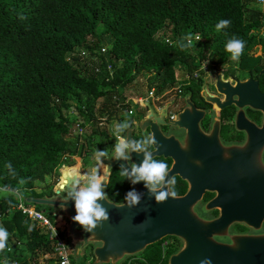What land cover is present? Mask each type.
Wrapping results in <instances>:
<instances>
[{
  "label": "trees",
  "instance_id": "trees-1",
  "mask_svg": "<svg viewBox=\"0 0 264 264\" xmlns=\"http://www.w3.org/2000/svg\"><path fill=\"white\" fill-rule=\"evenodd\" d=\"M256 2L0 0V187L19 186L24 198L51 195L52 191L37 194L36 182L56 172L63 159L88 154L84 143L75 148L68 143L69 120L61 110L71 101L77 102L79 113L89 121L100 99L101 115L111 117L118 112L124 98L117 89L142 72L151 73L148 91L161 94L206 63L213 68L222 63L241 69L259 67V58L251 52L262 45L264 12L252 5ZM221 19L231 24L217 31ZM188 36L202 40L197 53L181 46ZM233 36L245 41L238 60L225 51ZM105 41L111 46L102 52ZM81 55L87 57L89 68L81 67ZM108 63L113 68L111 78L101 74ZM90 128L92 133L105 135ZM86 142L91 144V139ZM119 172L117 166L107 187L115 202L123 201L129 191ZM20 179L26 183L19 185ZM18 205L17 197L0 193V227L9 233L0 264H27L40 255L52 256L51 240L17 210ZM176 249L169 246L164 251L159 242L131 259V264H166ZM43 264L58 263L50 258Z\"/></svg>",
  "mask_w": 264,
  "mask_h": 264
},
{
  "label": "flooded vegetation",
  "instance_id": "flooded-vegetation-1",
  "mask_svg": "<svg viewBox=\"0 0 264 264\" xmlns=\"http://www.w3.org/2000/svg\"><path fill=\"white\" fill-rule=\"evenodd\" d=\"M251 55L259 58L258 69H241L237 64L229 63L225 68L204 64L198 71L180 77L163 93L155 94L154 91L151 97L124 99V106L120 108L121 122L127 120L131 125L123 135L130 131L128 138L140 139L154 134L162 145L157 152L153 146V155L167 163L169 177H174L176 182L174 186L165 187L174 190L176 197H183L192 188L201 186L202 203L220 202L211 209L213 217L250 216L253 224L232 225V231L236 233L252 231L249 225L257 224L259 219L264 231V213L258 206H248L247 211L245 204H240L245 202L241 200L240 185L245 174L253 169L256 151L264 164V139H255L256 134L250 130L253 125L261 126L263 114L249 106L241 107L236 90L238 81L250 79L256 81L260 92L264 93V30L262 45L255 46ZM115 114L107 115L105 121ZM100 138L104 142L84 144L86 156L94 159L97 165L94 150H107L109 154L115 143L113 134L100 135ZM131 164L130 160L124 161L126 167ZM198 190L201 192L200 188ZM161 242L167 243L168 247L180 245L175 238Z\"/></svg>",
  "mask_w": 264,
  "mask_h": 264
},
{
  "label": "water",
  "instance_id": "water-1",
  "mask_svg": "<svg viewBox=\"0 0 264 264\" xmlns=\"http://www.w3.org/2000/svg\"><path fill=\"white\" fill-rule=\"evenodd\" d=\"M262 24L264 27V17ZM217 77L219 80L220 76ZM236 90L241 107L249 106L252 110L262 112L261 126L253 125L250 130L256 134L255 139H264V93L260 92L257 82L250 79L238 81ZM129 135L130 131L125 136ZM140 155L142 153H131L129 160L139 165L143 159ZM104 159L103 164L96 161L104 167L100 179L107 194L112 170L115 166L124 165V160H116L113 150ZM73 168L74 165L61 166V180L51 195L27 196L25 201L43 207V211L48 208L50 215L66 224L63 237L72 250L75 264L84 261L88 248L91 250L92 264H125L141 257L148 246L167 238H175L180 245L169 255L166 264H200L205 258H209L211 264H264V231L259 224L261 219L257 224L249 225L252 228L250 232H233L234 223L253 224L250 216L213 217L211 209L220 202L202 203L201 186L192 188L183 197H169L165 202L157 203L154 195H150L144 187L143 181L133 183L128 179L130 191L135 190L141 195L139 203L130 207L126 200L115 202L107 194V200L99 203L107 209L108 219L98 222V227L91 232L84 231L72 220L76 214L73 202L62 199L64 189L85 175L80 166L77 173L72 171ZM240 191L241 200L245 201L240 204H245L247 211L248 206H258L259 211L264 213V164L258 151L253 169L242 179Z\"/></svg>",
  "mask_w": 264,
  "mask_h": 264
},
{
  "label": "clouds",
  "instance_id": "clouds-1",
  "mask_svg": "<svg viewBox=\"0 0 264 264\" xmlns=\"http://www.w3.org/2000/svg\"><path fill=\"white\" fill-rule=\"evenodd\" d=\"M231 24L230 20L221 19L216 24V30L220 31ZM189 44L191 39L188 38ZM184 47L185 45H181ZM245 41L233 36L225 44V51L230 54L232 60H238L243 54ZM131 127L130 123L125 120L116 123L113 126V135L115 143L112 146L114 158L116 160L128 161L131 153H142L143 159L139 165L131 164L130 167L121 165L120 176L132 180L133 183L144 182V187L149 190L150 195H154L157 203L165 202L169 197H175L174 190H168L165 185H175L174 177H169L168 165L163 160L154 157L152 148L159 151L162 145L156 140L155 135H148L140 139L128 138L123 133ZM108 156L107 150H94V157L102 163ZM199 165V161H196ZM103 164V163H102ZM5 167L10 168L11 164ZM109 167V166H107ZM19 185L26 183L20 179ZM0 193L22 198V191L19 186L13 187L5 185L0 187ZM107 194L104 191V185L99 175L93 171L91 174L81 175L80 178L70 187L64 189L62 199L67 202L71 200L74 204L75 215L72 217L74 223H77L86 232H91L98 227V222L108 219L107 209L99 201L107 200ZM141 195L135 190L129 191L125 195L127 204L131 207L139 203ZM9 239L8 231L0 227V251L7 247ZM200 264H211L209 258L202 259Z\"/></svg>",
  "mask_w": 264,
  "mask_h": 264
},
{
  "label": "rangeland",
  "instance_id": "rangeland-1",
  "mask_svg": "<svg viewBox=\"0 0 264 264\" xmlns=\"http://www.w3.org/2000/svg\"><path fill=\"white\" fill-rule=\"evenodd\" d=\"M252 5L254 7L262 9L261 5L258 3V0L256 3H253ZM188 38L191 39L190 44H189ZM201 42H202V40L200 38L198 40V38H196V37L188 36L185 40V46H186V48H188V50H193L194 53H197V51L199 50V48L201 46ZM110 46H111V44H108L105 41L103 44L104 51L102 50V52H105V50L109 49ZM82 57L83 58L81 60V67L84 69L89 68L91 66V64L89 63V61H87V57H85L84 55ZM207 65H209V64L206 63V66ZM226 65H227L226 63L218 64L217 67H224L225 68ZM244 67H247V65ZM196 71H198V69ZM150 75H151V73H149V72H142L136 79H134L133 82H131L130 84L126 85L123 88H118L117 92L126 100L130 99V98L136 99V98L146 97L148 95V92H149L147 89L148 88L147 87V78ZM243 75H244V73H243ZM102 100L103 99H100L96 103L94 114H93L94 119L89 120V121L87 120V118L83 117L79 113L78 104L75 101H71L69 106L66 109L61 110V114L65 117H67V119L69 120L70 135L68 136V143L72 148H75L77 144L79 146L83 143L86 145L87 144L86 141L89 138L91 139L92 144H95V143L99 144L103 141V138H100V135H98V133L97 134L92 133V130L90 128L91 126H93L98 131H104L106 135H110V134H113V126L116 123H121V117H122L123 113L120 110L109 121H105V119L103 118V115L99 114L98 107L102 103ZM80 159L81 158L78 156H75L72 159H69V158L63 159L61 166L62 165H74V168L72 171L75 173H77V169L80 166L85 175L91 174V173H93V171H95L99 175V177L102 176L104 167L98 166L94 159L90 158L89 156H85L81 163H80ZM72 160L75 161L74 164H73ZM60 171H61V167L56 172H54L53 174L47 175L43 181L36 182L35 192L37 194L49 193L50 191L53 192L55 186L57 184H59V182H60ZM27 196H29V195H27ZM26 206H32L38 210H45L43 207L38 206V205L26 204ZM48 210L49 209L46 208V211H44V213L50 219H53L54 216L50 215ZM12 240L15 241L16 239L13 238ZM17 246H19L20 248H24L23 245H17ZM14 249H15V246L13 248H11L8 252L12 253L14 251ZM90 251H91L90 248H88L86 250V257L84 259L85 262H83L84 264H88L90 261H92V263H93V259L91 257ZM28 258H29V256H28ZM50 258H53V257L49 256V255H44V256L40 255V256L36 257V262H33L32 260L29 259L27 264H43V263H46L47 261H49ZM72 261H73V259H72Z\"/></svg>",
  "mask_w": 264,
  "mask_h": 264
},
{
  "label": "built area",
  "instance_id": "built-area-1",
  "mask_svg": "<svg viewBox=\"0 0 264 264\" xmlns=\"http://www.w3.org/2000/svg\"><path fill=\"white\" fill-rule=\"evenodd\" d=\"M258 3L262 7V11L264 12V0H258ZM168 42V40H166ZM97 73H101L100 70L96 69ZM106 77H112L113 68L111 65L106 66V72L101 73ZM154 93V89H151L148 92V96L151 97ZM103 118L106 120L108 117L104 115ZM19 205L17 206V210L21 211V213L31 219L32 222L36 223L44 234L47 235L48 239L51 240L53 246L52 257L58 264H71L72 261V250L67 243V241L63 237L65 223L58 218L54 217L50 219L43 210L35 209L32 206H26V201L24 197L18 198ZM162 247L164 251L168 248L167 243H162ZM133 260L127 262V264H131Z\"/></svg>",
  "mask_w": 264,
  "mask_h": 264
},
{
  "label": "bare ground",
  "instance_id": "bare-ground-1",
  "mask_svg": "<svg viewBox=\"0 0 264 264\" xmlns=\"http://www.w3.org/2000/svg\"><path fill=\"white\" fill-rule=\"evenodd\" d=\"M61 180V179H60Z\"/></svg>",
  "mask_w": 264,
  "mask_h": 264
}]
</instances>
